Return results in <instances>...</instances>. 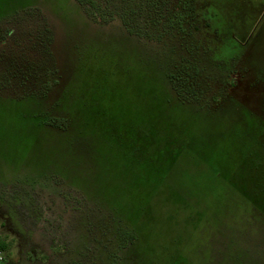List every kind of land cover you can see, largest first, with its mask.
I'll list each match as a JSON object with an SVG mask.
<instances>
[{"label": "rangeland", "instance_id": "rangeland-1", "mask_svg": "<svg viewBox=\"0 0 264 264\" xmlns=\"http://www.w3.org/2000/svg\"><path fill=\"white\" fill-rule=\"evenodd\" d=\"M27 1L0 0V264H264V90L224 101L231 70L264 86L226 29L250 41L264 0L173 29L147 21L180 0Z\"/></svg>", "mask_w": 264, "mask_h": 264}, {"label": "flooded vegetation", "instance_id": "flooded-vegetation-1", "mask_svg": "<svg viewBox=\"0 0 264 264\" xmlns=\"http://www.w3.org/2000/svg\"><path fill=\"white\" fill-rule=\"evenodd\" d=\"M69 1L71 2L72 0H67V1L66 0H58L59 4L61 6L63 5V7H64L63 9H65V10L70 8V6L67 7L66 4H65V2H66L69 5ZM76 1L79 4L81 2L79 0H76ZM27 2H29V0ZM33 7H35V6H29V4L28 5L23 4V5L19 6V7H16L11 14H13V13L15 14L16 12H18V9H21V8L22 9H28V8L30 9V8H33ZM19 11H21V10H19ZM101 22H105V21L102 20ZM131 34H134V33H131ZM234 39L237 40L238 43H239V46H240L239 50L241 51V53H240L241 54V56H240L241 59H243V58L245 59V58L251 56L252 52L256 51L259 48L262 49V51H263L264 48L260 47V46H262L263 42H264V22L262 23L260 28L257 30L255 36H253L250 41L247 40V38L245 40L241 39L236 34H234ZM261 53L264 54L263 52H261ZM256 61L258 62V59H256V57H255L252 62L255 63ZM247 66H248V69H246V70L244 69V71L242 72L243 74L242 75H237L236 77H235V74L237 72H239V71L231 70V71L228 72V74H227V77H228V91L230 92V96H227L224 99V101L226 102V100H228L230 97H232V96L235 97V99H237L244 106V108L241 109L242 112H243V110H244V112L247 110L245 107H247L251 111H253V109H254L253 108L254 106L252 105L254 100L253 101L251 100L252 97L250 95L251 90L258 88L261 91L260 92L261 97H262V93H263V90H264V86L262 84H260V82H263L262 80L261 81H257L256 83H252L253 82V76H254L253 75V71L254 70H253L251 65H247ZM249 71H250V73H249ZM260 73H261L260 76L264 77V70L261 69V71H259L258 74H260ZM246 83H248L247 86H246ZM257 83H259V84H257ZM249 100H251V101H249ZM224 103H222V104H224ZM219 108L220 107H218V109ZM218 109H216V110H218ZM258 115H260V114H258ZM244 118H243V121H242L243 123H245V120L249 121V119H247V118L244 119ZM244 126H245V124H244ZM2 260H3V258H2Z\"/></svg>", "mask_w": 264, "mask_h": 264}, {"label": "trees", "instance_id": "trees-1", "mask_svg": "<svg viewBox=\"0 0 264 264\" xmlns=\"http://www.w3.org/2000/svg\"><path fill=\"white\" fill-rule=\"evenodd\" d=\"M58 1V0H57ZM89 2L90 1H92V0H88ZM6 2H7V4H6V6L7 5H9V4H14V3H12L13 2V0H6ZM93 3H95L94 1H93ZM65 4H66V6L67 7H69V5L65 2ZM156 5H157V2H156ZM59 6L60 7H62V8H64L63 7V5L61 6L60 4H59ZM179 7H180V9H182V10H184V12H185V10H186V12L185 13H181L180 11H178V12H176L175 13V15H174V17H169L168 19L166 18V16L164 15L165 14V10H164V8L162 7V6H160V7H156L154 10L155 11H151L152 13H153V16L151 17V21H147V22H151V25L153 26V27H158V26H160V25H162L163 26V28L165 29H168V28H175V27H177V26H179V24L182 26V25H184V23H183V18L185 17V15L184 14H186V18H188L189 20V22H190V20H191V22H192V24H196V22L199 20H197V17H198V15H199V11H197V7H196V5L194 4V0H180V5H179ZM9 9H11V7L9 8ZM6 10V9H5ZM0 11V16H2L4 13H6L7 11H9V10H6V11ZM130 13V12H129ZM204 14H205V17L207 18V23H206V25L208 26V27H212V25L214 24V20H216V19H218V21H219V24H221V25H223L224 23H223V16H224V14H222V12H221V14L219 15V14H217V13H214V12H209V10L207 11V13L206 12H204ZM102 15H104V13L102 14ZM150 15V14H149ZM207 15V16H206ZM150 18V17H149ZM191 18V19H190ZM221 21V22H220ZM199 22V21H198ZM239 24V22L238 23H235V24H232V26H223V28L225 29H227V31H229L230 33H231V36L232 37H234V32H235V29H234V26H237ZM241 25V24H240ZM242 27V26H241ZM249 28H251V26L249 27ZM238 36V35H237ZM237 54H235L234 56H236ZM161 87V88H163V90L165 89L162 85H158L156 82H155V87ZM173 88H178V87H176V86H174L173 85ZM180 88H182V87H180ZM175 90H178V89H175ZM66 91H67V89H66ZM65 91V95H64V99H65V101L67 100V96L66 95H68V93ZM70 94V93H69ZM191 94H193V92L192 93H190V95ZM71 95V94H70ZM168 98V97H167ZM169 99V98H168ZM68 101V100H67ZM178 101H179V105H184V103H185V100H181L180 98L178 99ZM70 102H71V100H70ZM67 104V103H66ZM50 115H48L47 117L46 116H43V117H45L44 119H45V125L47 126V128L49 129V124H50V121H52V123H54L55 124V126H60V128H62V127H65V124L67 123V118L66 117H53L54 119L53 120H50L51 118L49 117ZM50 120V121H49ZM44 125V126H45ZM85 124H83V129L85 128ZM85 129H87V127L85 128ZM45 132H49L48 130H46ZM58 135H60V134H55V136H57L58 137ZM140 136H143V134L142 133H140ZM140 138H142V137H140ZM5 248V243L4 242H0V250H3Z\"/></svg>", "mask_w": 264, "mask_h": 264}, {"label": "water", "instance_id": "water-1", "mask_svg": "<svg viewBox=\"0 0 264 264\" xmlns=\"http://www.w3.org/2000/svg\"><path fill=\"white\" fill-rule=\"evenodd\" d=\"M248 85V83H246V86ZM260 90L258 89V88H256V89H252L251 90V93H250V95H251V97H252V101L253 100H256L255 101V103H258V101H259V99L261 98V94H260ZM251 100H249V101H251Z\"/></svg>", "mask_w": 264, "mask_h": 264}]
</instances>
